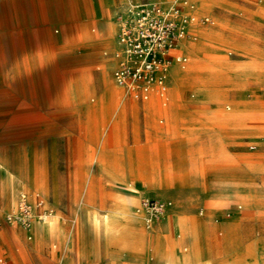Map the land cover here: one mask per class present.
Wrapping results in <instances>:
<instances>
[{"label":"rangeland","instance_id":"1","mask_svg":"<svg viewBox=\"0 0 264 264\" xmlns=\"http://www.w3.org/2000/svg\"><path fill=\"white\" fill-rule=\"evenodd\" d=\"M11 1L9 6L0 0V264H40L42 255L46 256L50 248L41 247L40 240L62 237L56 225L58 218L66 238L76 239L85 229L84 224L89 223L93 231L105 239H119L126 246L124 254L132 250L134 254L147 256L150 264L157 262L159 253L170 264L172 256L183 253H190L192 262L200 260L212 264V259L205 257L196 246L209 238L201 217L210 214L223 230L217 229L214 233V237L223 234L218 239L223 245V251L220 249L223 259L213 264H227V261L247 264L258 254L264 259V247L258 243L262 241L258 240L260 236L264 239V232L255 228L251 241L244 242V232L237 223L243 224L247 219L242 209L236 207L239 204L247 209L249 205L259 204V209L264 208V170H252L261 184L251 179L252 189H249L247 185L233 183L231 185L244 190L232 194L212 195L203 182L210 172L220 174L232 166L264 163V115L262 123L257 118L251 120L238 115L264 113V0L191 1L198 11L195 13L197 25L215 24L209 28L207 36L198 35V41L203 42L202 49L197 42L195 47L191 46L195 54L190 55L183 49L187 63L198 60L200 66L172 68L190 69L189 77L183 71L173 73L169 79L171 87L166 84V103L163 105L160 99L148 102L142 116L133 112L131 117L120 113L121 104L115 101L118 90L108 77L114 66L109 67L104 81L105 85L111 84L109 92L114 98V113L109 116L94 113L86 117L80 106L94 104L99 95L91 92H86L83 98L78 94L69 95L78 85L73 74L80 67L79 62L86 56H100L104 50L110 51V44L100 29L101 11L97 0H94L96 15L89 0H74L70 5L67 0H58L57 19L40 6L35 8L30 22L17 0ZM142 1L150 0H124L119 6L113 1L112 6L123 11L130 3ZM119 12L114 13L112 30L109 28L115 35ZM204 15H209V21H202ZM40 22L44 23L41 31L47 26L60 38L49 41L47 37H13L18 34L15 31L39 26ZM190 37H194L192 30L187 38ZM91 65L87 73L89 82L93 83L100 76V65L98 60ZM242 84L247 97L239 99L234 93L243 91ZM100 89L98 87L97 92ZM200 95L206 97L207 103H192ZM75 101L80 102L77 108H74ZM240 102H244V106H238ZM94 107L101 110L99 103ZM227 111L235 116L234 120L219 121ZM159 116L163 117L162 122L158 121ZM259 124H262L261 130L256 129ZM243 125L251 130L242 128ZM192 129L202 132L204 141L193 144L188 138V133L194 132ZM213 135L220 139V145L212 146ZM176 137L183 139L179 154L187 164L186 172L182 173L187 182L182 185L176 182L180 176H176L170 166V143ZM126 164H129L128 171H125ZM74 175L101 178L77 182ZM231 179L245 180L243 177ZM12 185L14 197L11 196ZM219 185L227 188L230 183ZM186 189L199 193L189 196L174 193ZM20 191L25 193L30 207L31 217L27 222L7 218L19 209ZM131 195L136 196L138 204L144 195L170 198V210L154 227L166 217L167 223L171 215H177L172 209L175 208L188 229H195L197 242L189 234L174 231L172 237L167 235L162 241L160 236L158 246L157 239H150L156 234L154 230L147 229L134 211L137 205H129L126 197ZM38 198L43 199L48 209L42 219L37 217L42 210L36 205ZM259 212L264 216L263 210ZM232 214L239 216L235 218ZM127 217H135L136 227L147 236L144 247L125 240L130 230L125 223ZM49 222L52 230L38 233L37 224ZM162 229L157 231H165ZM178 250L182 253H177Z\"/></svg>","mask_w":264,"mask_h":264},{"label":"crops","instance_id":"2","mask_svg":"<svg viewBox=\"0 0 264 264\" xmlns=\"http://www.w3.org/2000/svg\"><path fill=\"white\" fill-rule=\"evenodd\" d=\"M68 1V5H70V3H72L74 0H67ZM88 1V0H87ZM115 1L119 6L122 1L124 0H97L98 3V7L101 11V31L104 34V36L106 37V40L108 41V43L110 44V51H103V54H101L100 56H96V55H89L84 57L80 62V67H78L76 69V74H73V78L77 79L78 82V87L80 86L81 88H79L81 95H79V97H85L84 94L87 92L85 90V84H89L90 80H89V74L87 72H89L90 67L92 66L91 63L95 62L96 60L99 61V70H100V74L101 75H106L107 77V72L110 66H116L117 64V57L120 53H118L117 51V44L118 46V39H117V32L115 35V31L114 33L111 32L109 30V22L113 21V15L114 13H116V11H122L120 9L116 10V7H113L112 2ZM161 1L162 4L164 6H167L170 2V0H158ZM194 3V0H191ZM4 3H7L9 6H11L12 1L11 0H3ZM16 2V1H15ZM17 2L19 3V6L22 7V13L27 17V21H29V19L31 18L30 16L35 15L36 13V7H42L44 8L43 10L49 14L53 19H57L58 18V7L60 6V3L58 0H17ZM64 2V1H63ZM90 3V8L91 10L95 13L96 15V8H95V1L94 0H89ZM121 7V6H120ZM103 11V13H102ZM196 10H194V12L196 13ZM198 12V11H197ZM209 16V15H208ZM100 22H99V27H100ZM44 23L40 22L38 25L39 26H33V27H25L23 30H19V31H15L18 34H13V37H18V38H22V39H43L45 37H47L46 39L51 41V40H57L60 38L59 35H54L49 31V28L46 26L44 29L45 31H41L42 25ZM194 24V23H192ZM190 25V30H191V26ZM198 24V23H196ZM50 34V35H49ZM52 35V36H51ZM54 35V36H53ZM191 43L192 40L190 38H184L182 40L181 46H180V51L182 53H184L183 51H187L190 55H191ZM188 44V45H187ZM121 48V47H120ZM184 49V50H183ZM185 54V53H184ZM186 55V54H185ZM190 61H188L189 63ZM187 61L181 65L177 62H173L172 65L170 66L169 70H168V77L166 80V84H169V79L170 76L173 74V69L174 67H180V68H185L188 65ZM107 68V69H106ZM113 68V69H114ZM111 70V74L109 75L108 73V77L110 79L111 82L115 84L113 77H112V71ZM183 71V70H182ZM87 77V78H86ZM169 86L171 87V85L169 84ZM237 86V85H236ZM240 86V85H239ZM242 88L243 91L241 92V94H237L236 92L234 94H236L238 96L239 99H244L245 97H247L246 93V89H245V85L242 84ZM100 87L101 89L98 90L97 92V88ZM117 92L115 95H117L116 98V103L117 104H121L123 107V111L122 113L128 114L129 117H131V114L133 112H135L137 115L142 116L143 114V110H144V105L147 104L148 102L160 99L162 101V104L164 105L166 103V99H167V89L165 92V96H159L158 94H152L148 99L146 100H137L132 98L131 96L125 94L123 92V90L117 86ZM103 88V89H102ZM111 90V84L109 85H105L104 83L101 82H97V84L95 85L94 91L91 93H96L99 96V100L97 102H95L94 104H85L83 103L80 107H82L83 113L84 115L87 117V114H105L106 116H109L113 111V104H114V98H112L111 96L109 97V99L106 98V96L104 97L103 93H107ZM84 91V92H83ZM68 94V93H67ZM70 95V93H69ZM68 96V95H67ZM72 97V96H71ZM193 97V94L190 96ZM101 98V99H100ZM93 100V98H92ZM206 97L200 95L197 98H195V100L192 103H201L203 105H205L207 103ZM131 102H134L133 104ZM74 108L79 106L78 101L74 102ZM96 103H99V105L101 106V110L97 111L94 107V105ZM57 104V102H56ZM90 106L94 107L91 111ZM226 107L230 108L229 104H225ZM55 107L57 108V106L55 105ZM225 107V108H226ZM57 110V109H55ZM187 116H192L193 113H184ZM224 115H226V113H223L220 117H219V121L221 120V122H225V121H231L234 119H231L234 117V115L230 112L229 115H233V117L230 118H223ZM242 117V116H241ZM159 122L163 121V117L159 116L158 118ZM173 128L175 129V126H173ZM242 128H245L247 130H251L249 128V126H245L243 125ZM193 130V129H192ZM194 131V130H193ZM190 136L188 137L189 140H191L193 142V144H195L197 141L201 143V141H204V139L202 138V132H192V133H188ZM210 141H212V146H218L220 145V139L215 137L214 135L212 136V138L210 139ZM169 144V142H168ZM172 145V147L169 148L170 152H171V157H172V161L170 163V166L172 167V172H174V174L176 176H180V178H177V183H179L180 185H182L184 182L186 183V179H183L182 173L186 172L187 169V164L185 163V160L182 161L180 154H179V147L182 148V144H183V139L180 137H176L173 139V143H170ZM134 146V145H132ZM254 145H251L250 147H253ZM136 147V146H135ZM137 148V147H136ZM206 148V147H205ZM204 148V151H206L207 149ZM129 164H126L125 167V171H128ZM256 166V167H255ZM264 166V163H256V164H249V166L246 165H241L239 167H229L225 169V172H220V174L217 173H213L210 172V174H206L205 178H204V184L206 185L208 192L211 193L212 195L215 194H219V193H229L232 194L234 191L230 190L229 188H226L224 186H221L219 184H233V183H241L244 185H247V187H249V189H252L251 185H249V182L252 180H254V183H258L261 184V180H257V177L255 175H253L254 172H252V170H264L261 167ZM223 173V174H222ZM71 177V175H70ZM75 177V181L77 182H91L94 180H98L101 178V176L98 175H78V176H73ZM234 177H243L246 180H234L231 178ZM254 187H256V185H254ZM248 190V189H246ZM175 194H181V195H185V196H189V195H196L197 193H199L198 190H190V189H186V190H182V191H176L174 192ZM192 193V194H190ZM201 193V191H200ZM203 195V194H202ZM212 195H209L212 196ZM205 196V195H204ZM162 197V196H159ZM162 198H168V197H162ZM170 199V198H168ZM140 203V200H139ZM136 207V206H135ZM133 207V209L135 208ZM237 208L242 209V214L243 217H245L247 220L243 222V224H239L237 223L238 220H236V223L238 224V228L242 229V231L244 232V242H250L251 238H252V232L254 231L255 228H257L261 233L264 232V216L259 215L261 212H259V210H263V209H259V204H256L255 206H250L249 208L245 209L243 208V206H240L239 204L236 205ZM255 210H254V209ZM173 211L175 212V214L177 215H181L178 210H176L175 208H172ZM170 210V209H169ZM168 210V211H169ZM172 212V210L168 213L170 214ZM182 216V215H181ZM212 214H210L208 217L206 218H202L201 220H203L204 222V230L205 232L209 233V238L207 239H203L201 240L196 246L200 247V249L204 252L205 257L211 258L212 260H210V262L213 264V262L215 263H219L222 261L223 256H222V248L223 245H220L221 243L218 241V239L223 235H221L220 237H214V233L216 232L217 229H221V227H219L220 225H217L216 222L214 220H212ZM233 217L238 218V214H232ZM141 217V216H140ZM163 218V217H162ZM185 218V217H184ZM187 219V218H186ZM167 217L165 218V220L163 222H161L160 224H158L156 227H151V228H147L150 229L151 231L154 230V232L156 233L154 237L150 236V239H157L158 242V246L161 243L162 239L165 238L167 235L172 237L174 234L172 233L171 229H167V223H166ZM188 220V219H187ZM143 221V220H142ZM37 228L36 230H38V233L42 234L44 233V231L48 232L52 230V224L48 223L47 228L44 227L45 224H37ZM56 225L58 226V228L61 231L62 237L61 238H49L47 240H40V246L41 247H50L49 248V252H47V255H42V259L40 261V264H150V259H147V256L145 255H141V254H134V252H132V250H130V254H124L123 250L124 247H126L125 245H123L119 239H105L102 235L97 234L93 231V229L91 228L90 224H84L85 229L79 234L78 233V237L76 239H70V238H66L65 237V233L64 231H62L61 227H60V222H59V218L56 220ZM145 225V224H144ZM193 225V224H192ZM225 227V225H223ZM146 227V226H145ZM159 228H164L165 231L161 232V241H160V237L159 233H158V229ZM247 231H249V234H247ZM223 232V230H222ZM133 240H131V242H133L134 244H136L138 247H144V243L147 240V236L143 235L142 236H134L132 238ZM258 240H264L262 238V236H260L258 238ZM258 242L259 245L261 247H264V242ZM221 246V247H219ZM222 251H221V250ZM48 250V249H47ZM182 253V251H179L177 253ZM161 256H163L161 253H159L158 255V260L157 262L155 261L154 264H161L160 262L163 263V259L161 258ZM255 262H259L264 264V259L261 258V255H257L256 259L251 261L249 260L247 264L250 263H255ZM227 264H231L232 261H227ZM200 264H204V261H201Z\"/></svg>","mask_w":264,"mask_h":264},{"label":"built area","instance_id":"3","mask_svg":"<svg viewBox=\"0 0 264 264\" xmlns=\"http://www.w3.org/2000/svg\"><path fill=\"white\" fill-rule=\"evenodd\" d=\"M117 39L121 52L112 77L123 92L134 99L146 100L153 93L164 97L168 69L172 62L183 65L187 56L179 49L184 38L190 35V25L196 21L191 0H174L163 7L157 0L130 3L117 15ZM202 21H209L204 15ZM19 209L8 214V219L27 222L30 207L25 193L19 192ZM171 200L144 195L140 207L146 228L153 227L171 208ZM36 205L42 210L38 219L48 209L43 199Z\"/></svg>","mask_w":264,"mask_h":264},{"label":"bare ground","instance_id":"4","mask_svg":"<svg viewBox=\"0 0 264 264\" xmlns=\"http://www.w3.org/2000/svg\"><path fill=\"white\" fill-rule=\"evenodd\" d=\"M151 1V0H150ZM174 0H170V2H169V4L167 5V6H164L163 4H162V2L161 1H159L161 4H162V6L163 7H168L172 2H173ZM193 4V3H192ZM195 7H196V5H194L193 4V9L195 10ZM194 24H192V26H191V30L194 32V37L192 38V37H190V39L192 40V43H191V46H194L195 44H196V42H197V45H198V47L199 48H203V42H200V41H198V40H200L199 38H198V35L199 36H207V34H208V30H209V28H211V26H215V24L213 25H210V26H199V25H197L196 23H198L197 21H194L193 22ZM217 24V23H216ZM219 24V23H218ZM112 25H111V22H109V28H111V30H112V27H111ZM118 41V40H117ZM119 43V42H118ZM119 45H120V43H119ZM188 45V44H187ZM196 45V46H197ZM120 48L121 47V45L120 46H118V44H117V48ZM195 47V46H194ZM197 49V48H196ZM121 52V48H120V50L118 51V53H120ZM193 54H195V53H193ZM192 54V52H191V55H193ZM120 55V54H119ZM119 55L118 56H116L117 57V59H118V57H119ZM195 56V55H194ZM197 56V55H196ZM197 58V57H196ZM190 61H193V60H190ZM173 63V62H172ZM172 63L170 64V66L172 65ZM202 66H204L203 64H201ZM170 66H169V68H170ZM187 66H190V68L192 67V66H200V63L198 62V60L197 61H195V62H189L188 63V65ZM186 66V67H187ZM107 69V68H106ZM201 69V68H200ZM249 69V68H248ZM169 70V69H168ZM178 71V72H177ZM179 71H181L180 69L178 70V69H173V72L172 73H175V74H179ZM187 71V72H186ZM188 71H190V69H188V70H183V72H185L186 73V77H189V72ZM182 72V71H181ZM182 72V73H183ZM87 78V77H86ZM107 79V77H106V75H101L100 74V76H99V78H98V80L96 81V82H93V83H89V84H85V90L87 91V92H93L94 91V88H95V85L97 84V82H101V83H104V81ZM233 78H230V80H232ZM109 80V79H108ZM79 88H81L80 86L78 87H76V90L73 92V91H71L70 92V96H72V94H73V96L74 95H76V94H79V95H81V93H80V90H79ZM103 89V88H102ZM84 92V91H83ZM237 94H241V92L240 91H238V93ZM103 95H104V97L106 96V98L107 99H109V97L111 96V94H110V92H105V93H103ZM112 97V96H111ZM101 99V98H100ZM232 104H233V102H232ZM235 104V103H234ZM244 104V102H240V104L238 105V106H244L243 105ZM113 107H114V104H113ZM228 108V107H227ZM239 108H243V107H237V109H239ZM91 110H92V108H91ZM122 110H123V107H122V105H121V107H120V113H122ZM240 111V110H239ZM124 112V111H123ZM226 113V115H224V117L223 118H230V117H233V115H229V113H230V111L228 112H225ZM239 116H242L243 118H249V119H251V120H255V118H257L256 120H259V121H261L260 123H262V115H264V113H262V112H250V114H238ZM236 116H237V114H236ZM238 116V117H239ZM235 117V116H234ZM113 119V118H112ZM115 119V118H114ZM234 119V118H233ZM261 119V120H260ZM239 120V119H238ZM114 122V121H113ZM260 126L258 127V128H256V129H258V130H261L262 129V127H261V125L262 124H259ZM108 127V126H107ZM261 132V131H260ZM117 142V141H116ZM256 167V166H255ZM246 180V179H245ZM12 181V183H14V181L13 180H11ZM252 181V180H251ZM12 188H11V196H13L14 197V185H12L11 186ZM227 188H229L230 190H232V191H234V192H240V191H242V190H244L242 187H240V186H233V185H228L227 186ZM127 199H128V203H129V205H132V204H136L137 206L134 208V211L135 212H137L140 216H141V218H142V220H143V222H144V213H143V211H142V209H141V207H140V203L138 204V202H137V199H136V196H134V195H131V196H127L126 197ZM254 206V205H253ZM46 212V211H45ZM45 212L40 216V218L39 219H42L43 218V216L44 215H46L45 214ZM130 212V211H129ZM137 214V215H138ZM49 219V218H48ZM53 219L50 217V219H49V221L51 222ZM49 222V223H50ZM53 223V222H52ZM108 223H111L110 221L108 222ZM126 225L130 228V230H128L129 231V234H128V238H125V240H133L132 238L134 237V236H142L143 237V235H145V234H143V231L141 230V229H138L136 226H137V219L135 218V217H127V219H126ZM191 224V223H190ZM167 229H171L172 230V233L174 232V231H180V232H183V233H185V234H189L196 242H197V236L198 235H196V233H195V229L194 228H192L193 230H189L188 229V227L186 226V224L182 221V219L180 218V217H178L177 215H171V217L168 219V221H167ZM47 226H48V223H45V225H44V227L45 228H47ZM107 227L109 226V225H106ZM53 227V226H52ZM191 226H189V228H190ZM164 229V228H163ZM162 229V230H163ZM160 231V230H159ZM45 232V231H44ZM159 233V236L158 237H160L161 235V232H158ZM192 241V240H191ZM194 241V242H195ZM186 252V251H185ZM161 258H162V256H161ZM163 259H164V257H163ZM197 259V258H196ZM169 261L171 262V264H196L195 262L197 261V264L198 263H200L201 261L200 260H196V261H191V259H190V253H183V254H176V255H174V256H172V258H170L169 259ZM162 264H170L169 262H167V261H164Z\"/></svg>","mask_w":264,"mask_h":264}]
</instances>
